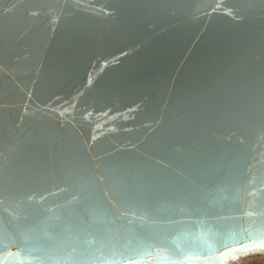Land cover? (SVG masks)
<instances>
[{"label":"water","instance_id":"1","mask_svg":"<svg viewBox=\"0 0 264 264\" xmlns=\"http://www.w3.org/2000/svg\"><path fill=\"white\" fill-rule=\"evenodd\" d=\"M129 189L146 214L110 223ZM237 222L264 226V0H0V231L33 250L9 264L194 261Z\"/></svg>","mask_w":264,"mask_h":264},{"label":"snow or ice","instance_id":"2","mask_svg":"<svg viewBox=\"0 0 264 264\" xmlns=\"http://www.w3.org/2000/svg\"><path fill=\"white\" fill-rule=\"evenodd\" d=\"M221 5L217 4V8ZM215 11V9H212ZM35 14V13H33ZM91 83V78L89 79ZM27 110V109H26ZM67 111V109H65ZM95 138V137H94ZM94 185L96 188L103 183L102 177H93ZM63 191V188L59 189ZM178 195H183L178 191ZM104 197H110L105 201L107 207L104 209L105 215L110 216L109 222L132 224V219H127L126 214H131L133 218L137 216L145 215L147 208L145 207L146 196L139 189H129L124 191H108L103 192ZM80 192H73L72 199L67 202L64 209L71 212L75 204L81 200ZM29 200H33L31 195L28 196ZM40 199H45L44 196H40ZM188 203L181 208V213L184 219L189 222H196L203 226V221L200 219L202 208L200 202L195 198L188 196ZM115 201L116 203H113ZM219 202V201H217ZM117 205H119V214H117ZM220 215V213H216ZM252 214L249 213V216ZM152 218V217H150ZM168 220L173 223L177 222L176 217H167ZM255 223V222H253ZM98 243L99 247L96 251H102L106 248L110 238L106 237H93ZM18 247L16 253L7 252L10 247ZM33 250L19 247L15 244V241L6 239L2 231H0V264H9L10 259H22L26 256H30ZM264 253V226L253 228L251 225L248 229H242L237 222L236 226L227 230H204L196 237L194 244L186 250L180 252V256L185 259L196 258L197 260H203V264H225L229 258L235 260L239 257H247L249 255ZM115 259H106L102 255L85 259L83 257L79 259H72V264H120V259L131 260L133 257H123L118 252H113ZM211 257V258H210ZM41 264H43L45 257H40ZM56 264H62L61 260H57ZM175 264V261H173Z\"/></svg>","mask_w":264,"mask_h":264},{"label":"rangeland","instance_id":"3","mask_svg":"<svg viewBox=\"0 0 264 264\" xmlns=\"http://www.w3.org/2000/svg\"><path fill=\"white\" fill-rule=\"evenodd\" d=\"M138 264H173V263L172 262L157 263L152 259V257H147ZM175 264H203V263L200 261L185 260L181 263L175 262ZM225 264H264V253L249 255L247 257H239L235 260L229 258L227 261H225Z\"/></svg>","mask_w":264,"mask_h":264},{"label":"bare ground","instance_id":"4","mask_svg":"<svg viewBox=\"0 0 264 264\" xmlns=\"http://www.w3.org/2000/svg\"><path fill=\"white\" fill-rule=\"evenodd\" d=\"M188 261H193V260H188ZM194 261H200V262H202V263H203V261H202V260H194ZM162 263H165V262H162Z\"/></svg>","mask_w":264,"mask_h":264}]
</instances>
